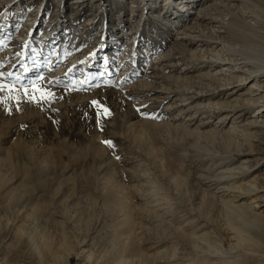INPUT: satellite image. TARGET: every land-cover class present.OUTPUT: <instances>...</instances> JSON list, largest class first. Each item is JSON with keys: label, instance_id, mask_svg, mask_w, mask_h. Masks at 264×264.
<instances>
[{"label": "rangeland", "instance_id": "obj_1", "mask_svg": "<svg viewBox=\"0 0 264 264\" xmlns=\"http://www.w3.org/2000/svg\"><path fill=\"white\" fill-rule=\"evenodd\" d=\"M75 1L0 0V264H264V231L213 186L264 185V134L249 149L207 111L231 89L189 99L207 70H155L214 58L174 47L211 2L174 20L180 0ZM242 3L233 59L264 54V0Z\"/></svg>", "mask_w": 264, "mask_h": 264}, {"label": "bare ground", "instance_id": "obj_2", "mask_svg": "<svg viewBox=\"0 0 264 264\" xmlns=\"http://www.w3.org/2000/svg\"><path fill=\"white\" fill-rule=\"evenodd\" d=\"M147 1L150 2L151 0ZM147 1L145 4H147ZM164 1L169 2V0ZM170 1L172 3L175 2V0ZM180 1L178 3L180 4L179 6H181V3L183 5L180 10L176 9L174 11V20L184 18V14H189V7L191 10V7L197 2V0ZM209 2L211 3L207 7L206 5H201L198 7V11L195 9V21L193 24L189 23L184 33H179L182 36L178 39L175 38L176 43L174 47L177 48L183 45L186 48L183 52H187L191 56L203 52L205 55L210 54L214 56V58L210 59L201 54V59L194 60L190 58L192 60L187 61L183 54L174 50L173 53L161 55V58L158 60H164L165 65L162 64L161 69L155 70H158V72H167L169 70L175 72L176 79L185 83L191 81L193 72L202 69L207 70L205 74H202V78L209 81L210 87H206L200 92H190L194 95H191L189 99L196 100L206 98V96H209V98L217 95L222 96L224 91L231 89V92L228 93L225 99L226 102L216 101L211 104L209 103L207 105V109L209 108V110L207 111L211 115L223 114L216 120V123L228 125L227 131L233 138L243 140L249 149L256 148L252 143H259L258 134L261 132L264 134V54L258 53L246 59L229 58L228 56L231 55L233 44L227 42L224 37L225 33H227L226 26L230 25L229 23H225L224 14H226V17H229L230 21L229 19L228 21L230 23L236 21L232 18H240V21L246 25H250L252 22L256 23V20L248 8L243 5L244 3L240 5L239 11L237 0H209ZM75 3L82 4L83 0H76ZM161 6L163 5H154L148 11L153 10V12H157ZM204 10L205 12L203 13L202 11ZM6 25L3 24L2 26ZM8 29L5 27L2 30L6 31ZM19 40V38H16L14 42H18ZM225 49H228L230 53H225ZM126 55L119 59L125 60ZM176 55L178 57H175ZM181 63L184 64L179 68ZM198 66L200 67L197 68ZM128 70L129 67L122 69L124 72ZM249 80L252 81L246 85L244 91L239 92V97L228 100L233 94L235 95L238 92L235 89L241 88ZM187 104L188 102L182 106H186ZM233 124L236 125L233 126ZM247 162L248 160L243 161V164ZM246 173L247 177L251 173L250 169L246 170ZM233 179L235 178L233 177ZM213 186L221 196H224L233 205L231 209L234 211V215L239 223L245 227H258L261 231H264V185H259L256 177L248 180L242 179L237 187L227 186L220 182V180L215 185L213 184ZM196 238L197 241L198 239L201 241L204 238V234L200 235L199 233V236H196Z\"/></svg>", "mask_w": 264, "mask_h": 264}, {"label": "snow or ice", "instance_id": "obj_3", "mask_svg": "<svg viewBox=\"0 0 264 264\" xmlns=\"http://www.w3.org/2000/svg\"><path fill=\"white\" fill-rule=\"evenodd\" d=\"M93 103H95V102H93Z\"/></svg>", "mask_w": 264, "mask_h": 264}]
</instances>
